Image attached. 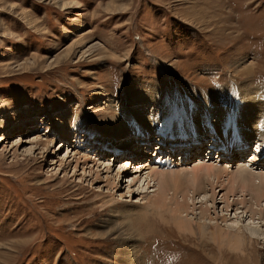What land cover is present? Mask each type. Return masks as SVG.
I'll use <instances>...</instances> for the list:
<instances>
[{
  "label": "rangeland",
  "instance_id": "rangeland-1",
  "mask_svg": "<svg viewBox=\"0 0 264 264\" xmlns=\"http://www.w3.org/2000/svg\"><path fill=\"white\" fill-rule=\"evenodd\" d=\"M260 87L264 0H0V264H264ZM191 126L207 128L202 153L183 145ZM201 163L228 173L198 188ZM152 170L170 173L161 209ZM185 217L193 235L177 229ZM237 228L253 240L234 251Z\"/></svg>",
  "mask_w": 264,
  "mask_h": 264
},
{
  "label": "bare ground",
  "instance_id": "bare-ground-1",
  "mask_svg": "<svg viewBox=\"0 0 264 264\" xmlns=\"http://www.w3.org/2000/svg\"><path fill=\"white\" fill-rule=\"evenodd\" d=\"M66 6V5H65ZM67 7V6H66ZM68 8V7H67ZM67 8H64V9H67ZM91 49V48H90ZM242 67H239V70L238 71H241V72H244V73H246V74H249L251 71H252V67H250V66H248V65H245L244 63H243V65H241ZM246 86H248V85H246ZM259 88V87H258ZM251 89H256V88H248V87H245L243 90L242 89H240L241 90V95L243 96V95H246V96H249V93H250V91H251ZM258 90H262V91H264V87H260V89H258ZM224 93V92H223ZM223 93L222 94H220L219 96H217L216 98H222L223 97ZM261 95V94H260ZM211 96V95H210ZM209 96V98H211ZM254 96V95H253ZM252 96V97H253ZM128 97V96H127ZM134 97V96H133ZM148 98V96L146 95V94H144V93H139V96H137L136 98L137 99H143V98ZM203 97H205V96H203ZM206 97H208V96H206ZM256 97V96H255ZM262 97V96H261ZM242 98V97H241ZM251 99V98H250ZM204 100H205V98H204ZM203 100V101H204ZM252 100H254V98L252 99ZM259 99H256V100H254V101H256V103H257V101H258ZM147 100H145V102H146ZM148 101H150V100H148ZM207 101V100H206ZM205 101V102H206ZM132 102V101H131ZM134 102V101H133ZM144 102V103H145ZM250 102H251V100H250ZM258 102H261V101H258ZM144 103H142V104H144ZM136 104V103H135ZM146 104V103H145ZM206 104V103H205ZM204 104V105H205ZM251 104V103H250ZM259 104V103H258ZM149 105V104H148ZM207 106V105H206ZM205 106V107H206ZM251 106V105H250ZM257 105H255V106H253V107H256ZM262 106V105H261ZM204 107V108H205ZM260 108H263V107H260ZM256 109V108H255ZM208 110H211V107H210V104L208 103ZM262 110H264V109H262ZM218 111V110H217ZM217 111H215V112H217ZM211 112V111H210ZM214 112V113H215ZM254 112H256V111H254ZM137 113L138 112H136V113H133V114H135V115H133V116H131L130 115V117L128 118V119H130V121H137L135 124H137V125H140V123L142 124L143 123V121L144 120H136V116H137ZM212 113V112H211ZM264 113V112H263ZM188 114V113H187ZM211 115V114H210ZM264 115V114H263ZM212 116V115H211ZM135 118V119H134ZM253 118V117H252ZM244 120H243V123L242 124H244L245 126V128H248V126H249V124H250V118H243ZM262 120V119H261ZM124 121V120H123ZM129 121V122H130ZM183 122H185V119H183L182 120ZM187 121V120H186ZM113 121L111 120L110 122H106V123H108L109 125L108 126H111L112 125V128L111 129H113L114 127H113V125H115V123H119L120 121H119V119L117 120L116 119V121L115 122H113ZM125 122V121H124ZM126 123V122H125ZM124 123V124H125ZM139 123V124H138ZM195 123V122H194ZM206 123V122H205ZM215 123H219V121H216V122H214V124ZM122 124V123H121ZM130 124V123H129ZM213 124V123H212ZM221 124V123H220ZM255 124V123H254ZM253 124V125H254ZM258 124V123H257ZM182 125V124H181ZM195 125H197V124H195ZM218 125V124H217ZM259 125V124H258ZM261 125H262V123H261ZM260 125V126H261ZM122 126V125H121ZM124 126V125H123ZM129 126V125H128ZM192 126H194V124L192 125ZM191 126V127H192ZM247 126V127H246ZM250 126H252V125H250ZM249 126V127H250ZM263 126V125H262ZM160 127V126H159ZM259 127V126H258ZM161 128H163V129H161ZM161 128L159 129L160 130V132H162L164 135H165V132H166V126L165 125H162L161 126ZM252 128V127H251ZM106 129V128H105ZM191 128L189 127V130H190ZM207 128H204V129H202L201 131H200V134L201 133H203L204 134V132H205V130H206ZM217 129V128H216ZM254 129V128H253ZM107 130V129H106ZM126 130V129H125ZM137 130V129H136ZM135 130V131H136ZM158 130V131H159ZM194 130H195V128H194ZM218 130V129H217ZM217 130H215V135L212 137V140H213V142H214V144H216L215 146L218 148V149H220L221 147H224V144H221L220 143V138H219V136H220V133H218L217 132ZM255 130V129H254ZM114 131H118V132H120L121 131V129L120 128H118V130L116 129H114ZM114 131L112 132V134L114 133ZM147 131H150V130H147ZM147 131H143V134L142 135H144L143 136V138H151L152 137V134H150V133H148ZM199 131V130H198ZM197 130H196V134H198L199 132H198ZM109 132H111V131H109ZM108 132V133H109ZM193 132V131H192ZM252 132V131H251ZM260 132V131H259ZM65 132H63V134H64ZM189 133V132H188ZM157 134H158V132H157ZM181 133H179V135H180ZM225 134H226V132H225ZM128 135V134H127ZM163 135V136H164ZM160 136H162V135H160ZM159 136V137H160ZM216 136V137H215ZM225 136V135H224ZM227 136V135H226ZM237 136V135H236ZM203 137H204V135H202V136H195V137H193V138H190L188 135H187V130L186 131H183V135H182V140H185L186 141V143H188V141H192V143H194V142H196V141H201V142H203L202 140H203ZM244 137V136H243ZM261 137V136H260ZM179 138V137H178ZM236 138V137H235ZM234 139V138H233ZM240 140V139H239ZM161 141V140H160ZM263 141V140H262ZM37 142H40V141H37ZM162 142V141H161ZM228 142V141H227ZM182 143V142H181ZM249 143V140H248V138H241V141H234V143H232L231 144V146L229 147V149H227L228 150V153L230 154V157L232 158L233 156H236V151H238L237 149H241V150H244V149H246V147H247V144ZM220 144H221V146H220ZM259 144V143H258ZM195 147V148H194ZM197 147H200V144L198 145V146H192V149H187V151H196V150H199V151H201L200 149L201 148H197ZM187 151H185V152H187ZM199 151H197V152H199ZM255 151L256 152H259L260 151V146L259 145H256V148H255ZM139 153V152H138ZM141 153V152H140ZM192 155V153L190 154V156ZM249 156H251V155H249ZM253 157H252V159L250 160V163H251V165H258V162L259 163H262L263 162V159H264V157L263 158H258L257 157V153H253V155H252ZM243 157H244V155H243ZM234 158V157H233ZM251 158V157H250ZM246 162V161H245ZM245 162H243V164L244 165H240L239 167V175L240 176H242V178L244 179L245 177H244V175L245 174H247V171L249 172L250 170H248L249 168L245 165ZM256 165V166H257ZM262 165V164H261ZM226 172V174L228 173V170H219L218 168H217V166H213V164L211 165V166H208V165H205V164H199V165H197V167L192 171V173L190 174V175H192L193 177L191 178V182L193 183V184H195V185H197V187L198 188H200V184L202 183V176H201V173H205L206 174V176H205V180H213V177L216 175V174H219L218 175V180H220V177H221V174L220 173H222V174H224ZM151 173H153V174H151ZM150 174L151 175H149L148 177H150V179L152 180H155V178L157 179V177H161V181H159V179L160 178H158V180L157 181H159V182H161V184L159 185L158 184V186H157V188H156V190L154 191V194H153V199H152V201L149 199V201H150V203H149V207H152V208H156V209H161V208H163L164 207V205L166 204V202H167V196H168V191L167 190H169V189H171L172 187H170L169 185H168V178H166V179H164V178H162V177H165L166 175H169L170 173H165V172H157V171H155V170H152V172H151ZM250 173H251V171H250ZM179 174V173H178ZM244 174V175H243ZM239 175H236V177H234V178H231L232 179V182H233V184H235V183H239L240 181H242L241 180V178H238L239 177ZM254 176V175H253ZM256 176V175H255ZM252 177V176H251ZM251 177H249V179H251ZM247 178V177H246ZM156 181V182H157ZM215 181V180H214ZM213 181V182H214ZM244 181H245V183H248V182H246V180L244 179ZM244 181H242V183L244 182ZM214 183H217V181L216 182H214ZM244 183V184H245ZM247 185V184H246ZM245 186V185H244ZM248 186V185H247ZM247 186H245V187H247ZM262 186L264 187V185L262 184ZM247 189V188H246ZM261 195V194H260ZM262 197H260V199H261ZM185 210H186V206H182L181 207V209L178 211V212H176V214H178V215H180L181 213L183 214L184 212H185ZM205 212V211H204ZM206 213V212H205ZM182 217H183V215H182ZM185 220H183V219H178L177 220V229L180 231V232H187V233H190V234H194L193 233V226H192V224H191V220H188L187 219V217H185L184 218ZM239 223H237V225H238ZM251 226H249V227H247V230H249V231H252V230H250V229H248V228H250ZM253 228V227H252ZM237 229H239L240 230V228H237ZM206 228H204V227H200L199 226V228H198V234H199V236H200V238L201 239H205L206 238V234H207V232H206ZM239 230H234L235 231V233H232V232H229V230L226 232V236H228V237H230V238H227V245H228V247H229V249H231V250H234V251H236V250H242V248H243V245L245 244V241L246 240H248V241H252L253 239H252V236H249V237H246V235H244V234H242V232H241V230L239 231ZM222 231L223 230H219V232H217V233H215L214 234V241H216V242H218V243H222L225 239H222V236L221 235H223V233H222ZM255 230H253V232H254ZM251 233V232H250ZM249 233V234H250ZM255 233H256V231H255ZM132 234V233H131ZM131 234H130V236H131ZM253 234V233H252ZM251 234V235H252ZM131 239H134L135 237L134 236H132V237H130ZM217 239V240H216ZM251 243V242H250ZM220 248H222V247H220Z\"/></svg>",
  "mask_w": 264,
  "mask_h": 264
}]
</instances>
